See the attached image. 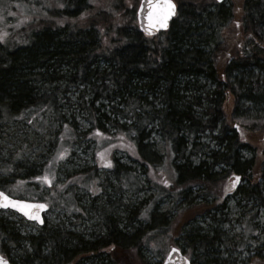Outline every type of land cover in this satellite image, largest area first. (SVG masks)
Wrapping results in <instances>:
<instances>
[{"label":"trees","instance_id":"1","mask_svg":"<svg viewBox=\"0 0 264 264\" xmlns=\"http://www.w3.org/2000/svg\"><path fill=\"white\" fill-rule=\"evenodd\" d=\"M12 1L21 5L14 20L27 24L18 28L16 40L7 44L0 58V69L4 63L9 68L0 73V124L22 116L43 118L48 113L57 114L58 120L59 86L79 83L84 94L90 95L83 106L90 128L83 134L74 132L72 141L75 137L87 141L101 138L97 156L101 158L98 153H102L111 162L109 155L115 150L125 152L155 190L151 197L154 205L146 215L141 204L129 210L123 205L127 216L118 218L115 206L108 201L104 213H100L101 207L94 210L104 217L103 237L92 240L66 227L45 228L27 238L30 249L21 251L13 263L124 264L116 250L119 246L130 260L148 264L143 249L153 251V246L177 237L184 243L183 253L196 257L192 264H215L216 236L193 221L202 210L210 215V209L186 206L179 217L194 215L185 222L168 217L195 189L202 190L206 201L219 195L223 199L233 173L247 184L239 194L264 207V0L222 4L173 0L177 15L170 28L152 38L138 28L139 0H113L107 7L97 0ZM8 55L12 56L9 61ZM129 129L135 131V137L126 135ZM154 131L164 145L158 163H151L143 152L146 138ZM122 133L123 141L119 139ZM205 135L215 147L208 157L193 162L189 154L198 150ZM121 143L125 147L111 146ZM45 165L15 164L10 177L0 182V189L17 183L14 185L36 195L35 199L32 195L22 198L44 202L51 195L38 193L36 177ZM96 169L83 172L85 181L96 177ZM105 169L119 180L121 189H142L131 168L120 169L112 162V167ZM217 170L219 175L214 174ZM162 179L169 180V186L161 183ZM67 189H58L52 203L67 194ZM163 198L173 199L172 208L163 216L166 222L155 227L160 217L155 204ZM224 207H215V214L223 213ZM134 222L145 223L142 234L136 229L131 235ZM247 222L248 231L239 244L259 243L249 228L251 221ZM135 235L136 240L126 245ZM6 239L17 246L8 224L0 219V250L6 248ZM109 247L114 257L104 256Z\"/></svg>","mask_w":264,"mask_h":264},{"label":"rangeland","instance_id":"2","mask_svg":"<svg viewBox=\"0 0 264 264\" xmlns=\"http://www.w3.org/2000/svg\"><path fill=\"white\" fill-rule=\"evenodd\" d=\"M112 1L97 0L104 7H107ZM14 8L15 10H11ZM20 10V4L12 0H0V58L4 57L2 53L5 47H8L7 44H11L16 40L18 28L23 26L24 23L27 24V22L17 23L14 20L15 17H19ZM32 12L30 13L33 14ZM8 49L9 52L12 51L10 45ZM12 54H14V51ZM11 58V55L7 56L8 61ZM3 66L4 69L1 68L0 73L5 69H9L6 63ZM59 87L60 115L58 120L57 114L48 113L43 118L34 119L30 116H22L16 118V121H5L0 124V182H4L10 177L11 168L9 169V166L22 163L37 164V166L47 163L38 177L47 174L48 179L51 180L50 187L43 179H36L40 186L38 193L45 196L51 195L44 199L47 209L43 215L41 225L35 221L32 223L26 222L15 212L0 211V219L8 224L10 232L17 239L16 242L14 240V243L18 247L13 244L10 245L6 239L3 241L6 248L1 249L8 253L12 260L16 259L21 251L29 248L28 237L37 235L39 230L45 228L66 227L75 233L81 234L86 239L91 238L92 240L99 236L103 237L105 232L104 217L100 213L103 212L105 203L106 206L109 204L115 206L116 211H114L118 218H126L127 216L126 213L122 212L123 205L124 210L126 208L129 210L131 208L135 209L141 204L143 213L146 209L149 211L148 209L154 205V202H151V197H153L155 190L150 188V184L146 182L143 170L132 162L125 152L117 149L109 156L113 158L112 162L115 166L118 165V168L125 170L131 168L133 170L134 174L137 175V181L140 182V189L142 187L138 192L135 190L132 192L130 188L121 189L119 180L105 169L107 167L102 166L103 161L97 156V146L100 144L101 138L96 141H87L82 137H75L72 141L71 135L74 132L83 134L90 128L83 111V106L89 102L90 95L88 92L84 94L85 88L79 83L62 84ZM81 97H84V99H81ZM104 105L106 106V103ZM66 140L72 143H66ZM145 144L144 154L148 156L151 163H158L164 154V145L160 136L155 131L149 133ZM214 147L215 144L210 136H202L199 140L198 150L192 151L189 157L197 163V161L199 162L201 159L208 157V152ZM64 150L67 151L63 159H58V152ZM94 167L97 168L95 170L96 177H90L89 182L85 181L83 172ZM217 171L214 173L215 175H219L220 170ZM99 178L102 180H99ZM67 186V194L52 203L58 189L63 190ZM245 186H247L246 182L240 183L231 195L229 192L225 195L223 201L220 200L221 195L215 199L210 197L206 201L202 190L195 189L180 200V203L176 204L175 212L168 217V220L173 217V220H176L180 216L179 213L186 206L194 205L193 208L196 209L206 206L211 211L210 215H206V210H202L193 221L197 226L210 231L211 236H216L215 264H222V262L227 264H264V207L252 199L243 198L239 194L240 189ZM93 187L99 189L95 194L90 190ZM4 191L7 192V195L16 198H20L22 195L30 197L32 195V198L36 196L32 190L27 191L14 184L7 186ZM172 201V198H163L158 202L155 200L157 202L155 209L157 214L160 215L155 227H159L166 222L164 215L172 208ZM37 202L42 203L41 201ZM219 205L225 206L223 213L215 214L214 209ZM60 206L65 207V209ZM98 207L102 208L100 213L94 211ZM91 208L93 210H90ZM193 215L194 212L190 216L188 213L187 217H179V220L185 222ZM247 221H251L249 228L255 236L254 241H259V243L239 244L240 239L248 231ZM133 227L135 228L131 231V235L136 229L140 230V234H142V231L145 230V223L134 222ZM136 238V235L134 239L129 237L126 245L130 246ZM217 238H219V241H217ZM172 246L184 249L183 241L175 237L171 241L167 240L159 247L153 246V251L143 249V259L148 264H162ZM125 247L126 249L129 248ZM131 248L133 247H130L129 251L132 250ZM116 250L119 252L118 256L124 264H143L140 260L133 258L130 260L128 255L122 253V248L120 249L119 246ZM105 251L107 252L106 254L104 252V256L111 254V257H114L113 250H110V247ZM186 256L191 261L196 258L189 253H186Z\"/></svg>","mask_w":264,"mask_h":264},{"label":"snow or ice","instance_id":"3","mask_svg":"<svg viewBox=\"0 0 264 264\" xmlns=\"http://www.w3.org/2000/svg\"><path fill=\"white\" fill-rule=\"evenodd\" d=\"M147 2H148V7H147L148 28L156 29V30L166 28L168 19L175 13V5L171 2V0H147ZM60 7H63V5H60ZM138 11L142 13L145 11V8L143 6H140ZM237 26L239 25L237 24ZM146 31H148V29H146ZM128 123L131 124V121H129ZM235 127L239 129L238 125H236ZM97 134H99L98 130H97ZM126 135L131 138V137H135L136 133L134 130L129 129ZM124 138H125V134L122 133L119 139L123 141ZM129 145H131L130 139H129ZM111 146L117 148L125 147L123 143L119 145H111ZM66 151L67 150L58 152V159H63V156L66 154ZM98 155L101 156V160L103 161L102 164L103 167H108V168L112 167L111 160H107L102 153H98ZM172 155H174V153H172ZM165 162L167 161L165 160ZM149 168H151V165H149ZM232 177L234 178H229V183L224 189L225 194L233 191L236 188L237 184L240 182L241 179L240 176L233 173ZM36 179L37 180L43 179L51 187V180L48 179L47 174H45L43 177H36ZM153 179H155V176H153ZM160 182L163 183L166 187L169 186L170 183L169 180L167 179H162ZM90 190L93 192V194L99 191V189L95 187L91 188ZM0 207L2 208L11 207L14 210L19 211L29 219L43 223V219L40 216V212L41 210L45 209L47 205L45 203L33 204L26 201L11 200L3 192H0ZM146 213H147V209L145 210L144 215H146ZM173 251H177V250L173 249ZM0 264H8V261L5 260L2 256H0Z\"/></svg>","mask_w":264,"mask_h":264},{"label":"water","instance_id":"4","mask_svg":"<svg viewBox=\"0 0 264 264\" xmlns=\"http://www.w3.org/2000/svg\"><path fill=\"white\" fill-rule=\"evenodd\" d=\"M218 4H222L224 2V0H215ZM171 2L175 5V13L174 15H172L168 21H167V27L166 28H163V29H159V30H156V29H149L148 28V20H147V16H148V12H147V7H148V2L147 0H140L139 1V4H138V7H137V11H136V17H137V24H138V28L140 30V32L142 34H144L146 37H154L156 35H158L159 33H162V32H166L168 31V29L170 28L171 26V23L172 21L174 20V18L176 17V14H177V5L175 4V2H173V0H171ZM140 6H143L145 8V11L144 12H140L138 11L139 7ZM146 29H148V31H146ZM262 141L264 143V131L262 133ZM240 183V182H239ZM239 183L237 184V186L239 185ZM236 186V187H237ZM1 192V191H0ZM232 192V191H231ZM5 194V193H4ZM6 195V194H5ZM226 195V194H225ZM224 195V196H225ZM7 196V195H6ZM9 197V196H8ZM11 200H14L12 199L11 197H9ZM20 201V200H19ZM17 211V210H16ZM46 211V208L41 210L40 212V216L42 218L43 216V213ZM19 212V211H17ZM20 213V212H19ZM22 214V213H20ZM26 217V216H25ZM28 218V217H26ZM43 219V218H42ZM32 220V219H31ZM35 221V220H33ZM39 224H42L40 223L39 221H37ZM173 249H176L177 251H173ZM1 256V255H0ZM3 257V256H2ZM4 258V257H3ZM5 260H7L6 258H4ZM8 261V260H7ZM8 264H11L9 261H8ZM162 264H192L190 259H188L184 254L183 252L177 248V247H172L169 252L167 253V256L164 260V262Z\"/></svg>","mask_w":264,"mask_h":264},{"label":"flooded vegetation","instance_id":"5","mask_svg":"<svg viewBox=\"0 0 264 264\" xmlns=\"http://www.w3.org/2000/svg\"><path fill=\"white\" fill-rule=\"evenodd\" d=\"M13 166H14V165H13ZM13 166H9V169H10V168H13ZM15 182H16V181H15ZM13 183H14V182H13ZM14 184H17V183H14ZM0 191H1V192H4V193L7 194V192L4 191L3 189H0ZM12 196H13V195H12ZM10 197H11V196H10ZM11 198H13L14 200H24V198H16L15 196H14V197H11ZM0 211H12V212H15V213H17L18 215H20L23 219H25L26 222H31V223H32V221H33V220L29 219V218H26L23 214H20L19 212H17L16 210H14V209L11 208V207H9V208H2V207H0ZM0 254H1L2 256H4L5 258H7L11 264H14V263H13V260L11 259V257L8 256V253H6V252L0 250Z\"/></svg>","mask_w":264,"mask_h":264}]
</instances>
